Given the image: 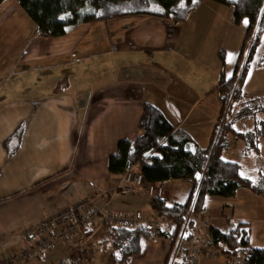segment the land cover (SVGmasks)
I'll return each mask as SVG.
<instances>
[{
    "label": "crops",
    "instance_id": "0c3cea01",
    "mask_svg": "<svg viewBox=\"0 0 264 264\" xmlns=\"http://www.w3.org/2000/svg\"><path fill=\"white\" fill-rule=\"evenodd\" d=\"M8 5L13 10H5ZM12 13L27 28L8 23ZM101 23L42 38L18 0L0 5V34H7L0 37V260L23 249L27 228L84 198L100 205L109 201L117 215L150 214L151 199L121 190L122 176L108 170L120 140L140 135L144 103L200 148L211 145L222 109L214 90L222 73L230 80L236 71L248 21L237 26L233 7L202 1L183 24L148 15L106 22L121 26ZM262 60L264 31L243 86L247 100L264 97ZM20 127L18 143L11 141ZM229 136L223 158L239 163L226 158L232 150ZM162 187L163 199L183 205L192 186L171 181ZM171 187L186 194L185 203L169 199ZM201 214L210 228L222 232L247 224L250 246L264 249V197L247 189L234 198L206 196ZM109 245L108 231H98L80 264H109ZM70 246L57 243L23 264H75ZM171 246L163 237L142 238L141 254L128 264H165ZM198 264L232 263L220 254L204 256Z\"/></svg>",
    "mask_w": 264,
    "mask_h": 264
},
{
    "label": "trees",
    "instance_id": "16d2710c",
    "mask_svg": "<svg viewBox=\"0 0 264 264\" xmlns=\"http://www.w3.org/2000/svg\"><path fill=\"white\" fill-rule=\"evenodd\" d=\"M4 1L0 0V5ZM202 1L233 7L237 26L244 20L248 21L236 71L230 80L222 73L214 90L222 109L211 145L207 149L200 148L186 132L176 130L156 107L144 103L138 125L140 135L134 140H120L117 153L108 162L109 173L116 178L123 176L128 168L139 165L148 185H164L171 181L191 183L190 196L183 205H170L162 198L151 200V206L159 216L175 223L171 251L165 264L172 263L173 251L183 231L186 216L201 213L206 196L234 198L239 189H247L256 196L264 197V180L259 183L252 181L245 177L239 163L223 158L228 135L244 141L248 150L256 154L260 153V141L264 138V123H255L254 129L245 133L236 129L237 121L251 114L248 103L264 102V97L261 100H247L243 92L264 31V0H18L34 22L37 36L42 38L63 37L81 24L135 15H148L183 24ZM153 6L159 9L154 10ZM221 60L224 64L223 54ZM263 65L264 60L261 61ZM261 111H264V106ZM22 128L16 131L11 141L18 143ZM106 230L112 237L114 249L109 256V264H128L131 258L141 254V239L154 237L147 226ZM210 232L216 248L229 263L243 259L242 264H264V249L250 246L247 224H237L226 232L212 228Z\"/></svg>",
    "mask_w": 264,
    "mask_h": 264
},
{
    "label": "built area",
    "instance_id": "2783aa9c",
    "mask_svg": "<svg viewBox=\"0 0 264 264\" xmlns=\"http://www.w3.org/2000/svg\"><path fill=\"white\" fill-rule=\"evenodd\" d=\"M120 189L144 192L151 200L164 197L162 185L146 184L139 165L127 169L121 178ZM138 226H147L154 237L173 240L175 223L172 220L156 213L147 217L143 214L117 215L112 212L109 201L100 205L96 199L84 198L27 228V244L19 252L2 258L0 264H23L49 251L57 243H69L70 255L75 257L74 263L80 264L89 255L90 242L98 231L121 227L133 229ZM209 228L208 219L201 213L198 216L187 215L183 231L173 251L171 264H178V261L181 264H198L204 256L216 257V244ZM91 231L93 234L89 235Z\"/></svg>",
    "mask_w": 264,
    "mask_h": 264
},
{
    "label": "rangeland",
    "instance_id": "374dc122",
    "mask_svg": "<svg viewBox=\"0 0 264 264\" xmlns=\"http://www.w3.org/2000/svg\"><path fill=\"white\" fill-rule=\"evenodd\" d=\"M11 5H8L5 10H13V8L11 7ZM152 9L154 10H158L159 7L157 6H153ZM13 14V15H12ZM11 16L9 18H6V21L8 23L11 22H17V27H23V28H27V26L25 24H23L24 20L19 18V16L16 13H12ZM117 24V26H121L120 23H101V26H111ZM35 25V24H34ZM6 26H10V25H6ZM29 29V28H28ZM5 31L1 32L0 37H5L6 35H4ZM6 58H10L7 54ZM94 60V59H91ZM261 100V99H260ZM249 107L251 108V114L249 116H247L246 118L240 119L239 121H237L236 124V128L238 131L240 132H247L252 130V128L254 127L255 123H264V111H261L262 106H264V102L263 101H259V102H253L251 104H249ZM227 111V110H226ZM225 111V112H226ZM236 139H234V137L229 136L228 137V142L229 144L232 145V150L227 151L226 153V158L230 159V160H235L239 163H242L243 167H244V173L250 177V179L254 182H261L264 180V138H261L260 141V153L256 154L255 152L249 151L247 149V145L245 142L243 141H239L238 143H236L237 141H235ZM171 193V194H170ZM168 195H169V199L176 201V202H180V203H185L186 202V194L181 192V191H175L174 188H169L168 191ZM153 213L158 214L157 212H155L154 210H152L150 212V214H148L147 216H151ZM200 214V213H199ZM199 214L195 215L198 216ZM212 229V228H209ZM113 246H108L109 249L112 250ZM215 250H217V256L220 255V251L215 248ZM114 251V249H113ZM107 252V251H106ZM105 252V253H106ZM99 259L103 258V262H104V257L105 254L103 255H98ZM174 259V258H173ZM147 263V262H146ZM178 264H181L180 261L177 262ZM243 263V259H236L234 260V264H242ZM154 264V263H151Z\"/></svg>",
    "mask_w": 264,
    "mask_h": 264
}]
</instances>
